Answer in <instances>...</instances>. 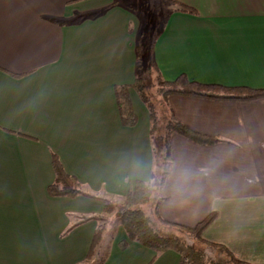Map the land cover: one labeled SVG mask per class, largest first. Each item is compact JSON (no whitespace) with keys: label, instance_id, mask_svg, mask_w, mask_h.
<instances>
[{"label":"crops","instance_id":"obj_1","mask_svg":"<svg viewBox=\"0 0 264 264\" xmlns=\"http://www.w3.org/2000/svg\"><path fill=\"white\" fill-rule=\"evenodd\" d=\"M173 1L195 13L170 4L161 18L149 59L164 80L264 89V0ZM140 33L117 0H0V264H182L129 240L114 203L154 169L148 109L131 87ZM122 85L133 126L119 115ZM164 101L169 120L220 141L169 135L159 216L192 227L215 212L201 237L264 264V97ZM53 155L85 194H48ZM105 203L118 215L100 217Z\"/></svg>","mask_w":264,"mask_h":264},{"label":"trees","instance_id":"obj_2","mask_svg":"<svg viewBox=\"0 0 264 264\" xmlns=\"http://www.w3.org/2000/svg\"><path fill=\"white\" fill-rule=\"evenodd\" d=\"M168 6L173 5L176 10L180 12L195 13V10L183 3L164 0ZM116 3V2H115ZM171 4V5H170ZM149 30V29H148ZM151 32L149 31V36ZM141 45L137 40L136 44V58L139 63L141 57V48L143 44V33H140ZM155 35L150 41L152 45ZM139 39V38H138ZM150 40V38H149ZM139 65V64H138ZM140 65L138 66V69ZM150 68L156 74L161 90V95L165 99L169 94L181 95H195L210 98L221 99H237L247 100L264 97V89H252L248 87H223L216 84H204L194 81H189L184 75L178 76L173 81H166L162 78L159 70L152 62ZM141 101L146 105L149 113V134L153 143L154 154V169L151 171L150 178L147 181H135L133 187L124 195L122 203V212L118 215V222L124 228L125 233L129 240L136 241L143 246L149 248L155 253H160L165 250H174L180 255L182 264H250L236 259L232 253L227 250L223 245L206 241L201 237L205 228L215 219L216 213L211 212L196 225L188 227L185 225L173 223L162 219L158 213V204L162 198L153 199V188L155 190L161 186V183L166 175L168 161L170 158V145L169 135L177 133L188 140L199 145H211L219 142L220 139L216 136L203 134L192 130L187 125L171 119L167 123V136L162 141H155L154 136L156 133V119L157 116L154 112L153 104L149 100V96L145 92L144 85L141 83L139 72L135 76V80L131 86ZM128 86L122 85L116 87L115 94L117 99V106L121 122L125 126H133L135 124V116L131 111L128 95L126 89ZM221 93V94H220ZM164 142V143H161ZM161 143V144H160ZM158 155L160 158H158ZM163 165V169H162ZM52 168L54 173L53 182L47 187V192L50 196L54 197H75L77 195L85 194L81 184L78 180L65 172L59 159L56 155L52 156ZM153 178H157V184L153 186L151 183ZM164 199V198H163ZM152 206V218L147 216L143 211L144 205ZM114 205L105 203L103 213L100 217L106 214H111L114 211ZM104 216V218H105ZM103 227H98L93 235V242L91 251L97 244L98 239L103 232ZM180 233V235H179ZM182 234H188L195 238L197 245H203L210 248H217L224 252L227 256V261L221 262L214 260L205 252V245L200 248L195 244L187 243L182 239ZM197 246V247H196Z\"/></svg>","mask_w":264,"mask_h":264},{"label":"rangeland","instance_id":"obj_3","mask_svg":"<svg viewBox=\"0 0 264 264\" xmlns=\"http://www.w3.org/2000/svg\"><path fill=\"white\" fill-rule=\"evenodd\" d=\"M117 2H119L122 5L125 6H130L134 9V11L136 12V19H137V23H138V29L139 32L143 33V44H142V48H141V57L139 59V76L141 79V83L144 85V89L145 92L147 93V95L149 96V100H151V103L153 104V108H154V112L157 116L156 119V133L154 136V140L155 141H161L162 139L164 140L165 137L167 136V129L168 127L166 126L169 120V116H168V112H167V107L165 106V101L164 98L161 95V90H160V85L158 83V81L156 80V74H154V71L150 68V59H149V47H150V41L152 40L154 34L157 32L160 23L162 22V17L164 12H166V8L168 6V4L164 3L163 0L162 2L160 1H156V0H117ZM169 8L171 6H168ZM149 19H148V18ZM150 17H154V22L155 24L152 25V20L150 19ZM149 29V30H148ZM149 31L151 32L150 36H149ZM150 38V40H149ZM141 41V38L139 37L138 42ZM139 44L141 45V42H139ZM185 76V75H184ZM162 89V88H161ZM162 140V141H163ZM164 143V142H162ZM158 158L159 155H158ZM165 167H167V163L165 165ZM162 169H163V165H162ZM159 188H157L155 190V188H153V199L155 200V198L157 197V195L160 194L159 192ZM115 205H118L119 209L120 206L122 205L121 202L118 201H114ZM112 204V203H111ZM143 211L144 213L149 216L150 218H152V206L150 205H144L143 207ZM118 209V210H119ZM115 210V207H114ZM117 210V211H118ZM115 211L112 213L111 217H115L118 215V212ZM105 216V215H104ZM103 216V217H104ZM107 215L105 216L104 219H106ZM112 221L114 220L113 218H111ZM180 235V233H179ZM182 239L185 240L187 243L190 244H195L197 245V242L195 241V238H193V236L188 235V234H182L181 235ZM108 236H105L104 239H107ZM198 246V245H197ZM196 246V247H197ZM202 245H199L198 247L200 248ZM218 250L219 249H214V250H210L209 255H213L215 258H213L214 260H218L220 261V256L218 255ZM212 251L214 253H212ZM219 258V259H217ZM222 262V261H221ZM230 264V263H229Z\"/></svg>","mask_w":264,"mask_h":264},{"label":"clouds","instance_id":"obj_4","mask_svg":"<svg viewBox=\"0 0 264 264\" xmlns=\"http://www.w3.org/2000/svg\"><path fill=\"white\" fill-rule=\"evenodd\" d=\"M151 183L153 184V186H155L157 184V178H153Z\"/></svg>","mask_w":264,"mask_h":264}]
</instances>
